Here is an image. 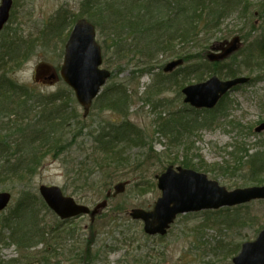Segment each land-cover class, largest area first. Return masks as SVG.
Returning a JSON list of instances; mask_svg holds the SVG:
<instances>
[{
	"label": "rangeland",
	"instance_id": "obj_1",
	"mask_svg": "<svg viewBox=\"0 0 264 264\" xmlns=\"http://www.w3.org/2000/svg\"><path fill=\"white\" fill-rule=\"evenodd\" d=\"M228 1L230 0H224V5L220 6L224 11L223 17L220 20L216 17L213 19L214 22L219 21L218 26H211L207 34L203 33L196 40L188 39L190 41L187 43L183 39L174 41L165 38L168 35H161V50L165 51V46L167 50L174 48L177 55H174L173 51H156L153 59L149 60L142 52L155 47L158 42L155 34L151 36L150 42L145 41L139 39L136 30L127 25L125 27L130 28L128 32L131 35L121 45L110 40V29L105 30L103 38L97 34V42L103 54V67L115 77L113 82L120 84L131 80L128 87L131 96L130 111L126 115L104 108L103 99L95 101L88 117L84 118L83 107L78 104L74 92L62 80L48 87L35 84L33 76L39 65L51 66L56 71L61 68L64 53L60 55V52L62 48L64 52L65 46L62 44L66 32L71 29H65L63 35L54 38L52 44L36 42L35 50L29 54L30 59L27 63L20 70L8 73L11 80L20 86L32 87L41 92L36 96L43 94L44 98L54 97L59 91H72L71 106L80 121L78 127L91 126L78 135L75 141L69 142L72 146L65 154L56 158L47 152L43 154L46 157L32 181L33 193L36 196L40 197V186H56L66 188L69 196L75 192L72 197L78 203L95 207L105 201L104 197L109 191L111 195L116 193L114 186L119 183L117 179L130 183L123 194H115V197L108 201V209L104 211L101 209L100 216L95 221L86 215L66 223L64 230L71 235L65 233L68 240L64 248L62 246L61 250L58 248V251L53 252L52 248L46 250L40 246L28 252L29 258L35 261L36 257H46L49 258L50 264H233L232 258L237 256L240 245L254 240L257 229L264 225V203H254L246 209L242 208L240 215L251 219V222L242 225L239 222L235 225L236 215L225 217V214H218L223 213L222 210L215 214L182 216L164 239L148 237L143 232V224L133 221L129 215L134 209L150 210L160 198L157 177L165 174L169 166L184 168L181 165L184 161L187 162V170L206 174L228 190L264 185V182L262 184L249 182L250 173L254 169L251 167L243 169L242 161H238L242 158L240 154L242 151H237L242 149L240 143H244L251 155L264 152V128L260 134L253 129L264 124V52H256L257 45H260L258 42L262 41L264 36V0H238L236 9L232 10ZM80 10V0H15L8 26L12 21V13L15 12V23L11 27L20 29V35L28 42H35L41 38V33L56 24L55 15L57 16L59 12L67 13L70 23L69 18L78 14ZM173 13L174 11L166 9L165 13L156 16V20L161 21L159 18L165 17L162 20L166 21L168 18L166 14L170 16ZM117 32L120 37H125L120 31ZM236 39L242 40L241 50L231 57L228 56L226 61L216 68L213 66L214 75L207 76L205 80L217 76L222 81L240 77L251 81L231 92L225 104L218 106L215 124L195 131L197 115L184 103L182 93L186 87L198 83L194 79L197 73H192L190 68L200 66L202 59L207 58L208 51L205 50L207 44L212 46L225 41L232 43ZM165 41L167 43H164ZM178 55H183L181 57L187 55L191 59L187 61L185 59L186 63L170 74L164 73L163 69L175 61ZM160 75L165 77V80L162 85L157 86L156 82ZM107 87L105 86L103 91ZM32 104L30 103V109ZM35 107L36 104L33 108ZM182 112H187L191 118L189 120L193 123L187 132L177 131L175 135L173 134L170 141L160 126L164 121L167 124L169 122L175 124L176 117ZM171 114H175V118H172ZM7 121L2 123L5 124ZM127 122L133 125L136 133L131 138L124 139L125 147L118 149L116 155L112 153L102 155L100 151L103 146L99 143V130L107 125L117 127L120 123ZM73 123L78 124L75 121ZM197 124L200 126V123ZM6 128L8 127L5 125L1 129ZM138 130L140 134L137 133ZM73 136L72 131L69 141ZM149 148L152 150H148ZM116 161H125V164L129 162V165L123 170L124 174L120 173L114 177L115 183L112 181L111 190L97 185L99 188L97 194H91L90 187L86 188L81 184V178L85 174L96 172V164H101L98 172L101 177L104 176L103 180H107L114 171L110 168L108 171L104 165L114 164ZM258 177L264 181V172ZM139 184L146 188V193L135 192L139 191L137 189ZM20 189L17 181L9 180L5 187L0 184V193L13 194L14 205ZM47 213L43 210L42 215L46 217L45 221L48 223L51 222L52 216L48 217ZM232 214L234 213L227 216ZM92 236L95 237L92 250H101V259L80 263L76 254L83 250L86 238ZM74 247L78 251L72 252ZM0 255L4 257L3 260L10 261L17 260L20 256L14 247L1 246Z\"/></svg>",
	"mask_w": 264,
	"mask_h": 264
},
{
	"label": "trees",
	"instance_id": "obj_2",
	"mask_svg": "<svg viewBox=\"0 0 264 264\" xmlns=\"http://www.w3.org/2000/svg\"><path fill=\"white\" fill-rule=\"evenodd\" d=\"M223 1L224 0H221V3L216 6L212 3V0H81L80 9L82 15L80 17H87L90 19L96 26L97 34L102 38L105 37V30L110 29V40L113 41L114 44L118 43V45L126 42L131 35L128 32L130 28L125 27V25L131 27L132 30H136L135 33L138 38L145 41L150 42V39H152L151 36L155 34L156 40L158 41L155 47L149 48L147 52L145 50L142 52L144 57L152 60L157 52L173 51L174 55L178 54L174 48L167 50L166 46L165 51L161 50V35L171 36L172 38L168 36L165 37L169 40L175 41L176 39H183L188 43L192 39L196 40L203 33L207 34L211 26H218L219 21L214 22L213 19L216 17L217 20H220L223 17L224 11L220 9V6L222 4L224 5ZM166 9L170 12L172 10L174 13L170 14V16L166 14L168 17L166 21L162 20L165 19V17H162V19L159 18L161 21L156 20V16L165 13ZM15 15V12L12 13L10 25L6 26L3 33L0 35V127L2 128L5 125L8 127L6 129L0 128V184L5 187L7 182L12 180L17 181L19 185L22 186L16 205L8 209L3 220L0 218V246H13L20 256L19 259L12 261L0 258V264H50L49 258L36 257L35 261H33V258H29L30 254H28L30 250L42 246L41 244H47V240L60 250L62 246L64 248V245H62L63 243L61 244V239L52 236L45 223L40 219L41 210L48 211V208L43 200L33 193L32 178L38 170L41 169L42 161L46 157L43 154L47 152L48 155L52 154L54 158L65 154L69 149L68 143L75 141L78 135L82 134L85 129H90L91 126L86 127L81 125L78 127L80 121L71 106L73 103L71 96V94H73L72 91H59L54 97L46 96L40 99L38 96H35L38 92L34 88L20 86L19 83L11 80L12 78L6 73L7 66H23L27 63L30 59L29 54L35 50L36 42L41 41L42 44L48 45L46 40L49 38H60L64 31L73 27L75 19L70 17L69 19L71 22L69 23L68 14L61 11L57 16L55 15L57 22L51 29L41 33V38L39 40L28 42L24 36L22 37L20 35V29L18 30L11 27L15 23ZM211 22H214V24L209 26ZM61 23L63 26H61ZM176 26L180 28L175 29ZM117 31H120L125 37H120ZM175 31H177V33ZM68 32H66L62 45L66 43L68 39L67 36H69L71 30ZM136 35L134 34L133 38H135ZM263 42L264 36L262 41L258 42V44ZM164 43H167V41ZM258 46L259 45H257V48ZM249 48L251 49L252 47L249 45ZM62 52L63 48L60 55H62ZM179 56L183 55H178V57ZM185 56L184 58L186 61L191 59L188 58L187 55ZM204 60L205 63H201V67L190 68V71H193L192 73H197L194 78L196 82H202L207 76L214 75L213 66L216 68L217 65H220V63L211 64L207 62V58ZM114 78L115 77L112 79ZM164 80L165 77L163 76L162 78H158L156 85H162ZM113 83L114 82L101 93L102 100L108 99L107 102H103V107L113 112L126 115L129 111L128 108L131 96L121 97L122 93H125L126 90L122 88L119 89L117 85ZM119 85H124V83H120ZM13 96L17 98H13ZM43 99L45 102H43ZM30 103H33L32 109L34 104L39 105L35 108L36 112L32 114L30 112L31 110H28ZM223 103L225 104L224 99L219 107L222 106ZM24 110H28L30 114H23ZM192 112L197 115V120H195L197 128L194 129L195 131L207 125L211 126L217 122V117H215L216 109L214 111L203 112L192 110ZM184 120V123H180V120H176L175 124L171 122L167 124V122L164 121L160 129L164 131L163 134L171 141V136L173 134L175 135L177 131L187 132L190 125L193 123V121L188 118H184ZM3 121L7 122L3 124ZM73 121L78 124L73 123ZM197 123H200V126ZM116 128L118 129L113 131L104 126L99 130V143L103 146L100 151L102 155L110 153L116 155L118 149L121 150L123 149L122 147H125L124 139L131 138V136L136 133L133 125L128 122L124 124L121 123ZM47 130L49 131L48 133H46ZM72 131L74 132V136L69 141ZM137 133L140 134L139 130ZM69 144L72 145L71 143ZM240 144L242 145V149L240 150L242 151V153H240L242 154V158L238 161H242L244 157H247L250 164L256 163L259 166L258 169H254V171L250 173L251 177L249 182L253 184H262L264 181L260 180L258 175L264 172V152L251 155L250 150H248L249 148L247 149L244 143ZM186 163L187 162L184 161L181 165L184 168H188ZM124 164L125 161H116L114 164L104 165L105 168H108V171L109 168L114 171V174L110 175L107 180H103L104 176L102 175L101 177L98 172V167L101 166V164H96V172L92 171L85 174L84 177L81 178V184L84 187L86 186V188L89 186V193L91 194H97V189H99L97 185H101L105 189L110 188L109 190H111L112 187L110 186L112 181L115 183L114 177L119 176L120 173L124 174L123 170L127 169L129 162ZM121 167H124V169H121ZM117 180L118 182H122L119 179ZM63 189L67 191L66 188ZM137 189L139 190L135 191L137 193L140 192L144 194L147 192V190H145L146 188L142 187L141 184L137 185ZM71 195L74 196L75 192L71 193ZM104 198L108 199L109 197H107L106 194ZM242 208L246 209L247 207H241V209ZM234 209H230L229 211H233ZM224 211L225 210L220 214H224ZM43 219L45 220L44 217ZM238 222L242 225L251 222V219L236 214L235 225ZM262 227H260L259 230L257 229L256 234L259 233ZM93 230L91 231L92 234L95 231ZM65 233L68 234L67 231H65ZM68 235H64L63 239L67 241ZM94 240V236L89 239L86 238L83 244L84 251L81 250L80 254H76V258L80 259V263L86 261L95 262L101 259V250H92L94 247ZM42 247L46 250L47 248H51L48 244ZM73 251L76 252L78 249L74 247L72 252Z\"/></svg>",
	"mask_w": 264,
	"mask_h": 264
},
{
	"label": "water",
	"instance_id": "obj_3",
	"mask_svg": "<svg viewBox=\"0 0 264 264\" xmlns=\"http://www.w3.org/2000/svg\"><path fill=\"white\" fill-rule=\"evenodd\" d=\"M13 0H1L0 32L10 19ZM96 28L86 20H80L74 26L66 43L64 62L60 70L63 81L76 93L78 101L83 106L85 118L89 115L91 105L100 93L110 72L102 69V50L96 39ZM239 39L230 43L224 54L210 57L212 62L223 60L235 52L239 46ZM181 62L169 64L165 71L172 72ZM45 70V71H44ZM47 70V71H46ZM53 68H41L37 74L56 78ZM52 73V74H51ZM52 75L54 77H52ZM245 79L220 81L212 78L206 83L188 87L183 90L185 103H190L197 109H212L229 89L246 83ZM264 128V125L262 129ZM159 188L163 191V198L156 204L153 212L134 210L131 214L135 220L145 223V230L149 234H164L165 230L181 213L199 211L201 209H221L245 204L253 200H264V187H253L228 191L218 182L210 181L205 174H198L190 170L179 168L168 172L159 178ZM125 185L116 187V194L123 193ZM40 194L45 202L62 219H69L79 215L89 214L90 210L78 205L71 197L66 198L59 187H40ZM11 202L9 193H0V211L7 208ZM107 206L106 202L98 205L93 215ZM235 264H264V231L258 240L243 247L241 255L234 259Z\"/></svg>",
	"mask_w": 264,
	"mask_h": 264
},
{
	"label": "bare ground",
	"instance_id": "obj_4",
	"mask_svg": "<svg viewBox=\"0 0 264 264\" xmlns=\"http://www.w3.org/2000/svg\"><path fill=\"white\" fill-rule=\"evenodd\" d=\"M54 1H59V0H54ZM81 1V0H80ZM229 2V5H230V10H232V9H236V4H238V0H230V1H228ZM14 3L15 2H13V4H12V8H11V10L13 9V6H14ZM212 3H214L216 6L217 5H219L220 3H221V0H212ZM82 15V11L80 10V12H78V14H74L72 17H73V19H75V22L76 23H78L80 20H86L89 24H92L94 27H96L92 22H91V20L90 19H88L87 17H80ZM61 26H63V24L61 23ZM175 26V25H174ZM178 28H180L179 26H176L175 27V29H178ZM176 33H177V31H175ZM169 38H172L171 36H168ZM53 41H54V38L53 39H48V40H46V43L47 44H52L53 43ZM225 48H226V46H221V43H217V44H212V46H211V44L210 45H208L207 44V46H206V49L205 50H207L208 51V53H207V62H209V63H211V64H221L223 61H221V60H216V61H214V62H212L213 60H211V56H212V54H214V55H221V54H224V52H225ZM241 50V48H238L235 52H233L231 55L233 56L234 54H236V53H238L239 51ZM256 52H264V42L263 43H261L259 46H258V48L256 49ZM63 53L64 52H62V55H63ZM212 53V54H211ZM175 62H181V64L180 65H178V66H176L175 67V69L176 68H178V67H181L184 63H186V61H185V58L184 57H181V56H179V57H177V59L175 60V61H173V62H171L170 64H172V63H175ZM205 63V60L204 59H202V64H204ZM168 66V65H167ZM166 66V67H167ZM23 66H7V69H6V73L8 74V73H13V72H16V71H18V70H20L21 68H22ZM198 67H201V66H195V68H198ZM166 69V68H165ZM165 69H163V71H164V73H167V74H170L171 72H166L165 71ZM11 76V75H10ZM112 77V73H110V77L106 80V82H105V86H109V85H111L112 84V82H113V77ZM159 78H162V75H160L159 76ZM33 79H34V81H35V84H37V85H41L42 84V80H43V77H42V75H40V74H34V76H33ZM231 79V78H230ZM236 79H245V80H247V84H249L250 83V79H248V78H243V77H240V78H235V79H232V80H236ZM109 82H110V84H109ZM130 83H131V80H128L127 81V83H125L124 82V85H119L118 83H116V82H114L113 84H116L117 85V87L119 88V89H124V90H126V92L125 93H122V95H121V97H127V96H129V90H128V87H130ZM109 84V85H108ZM45 86H51V83H48V84H46ZM36 90V89H35ZM37 91V90H36ZM233 91H235V89H234V87H232L231 89H229L228 91H227V95H229L231 92H233ZM38 93H41V92H39V91H37ZM73 92H74V90H73ZM74 94H75V98H76V100H77V102H78V104H80V102L78 101V98H77V96H76V93L74 92ZM36 96V95H35ZM45 95H43V94H41L40 96H38L40 99L41 98H43ZM15 96H13V98H14ZM15 98H17V97H15ZM44 100V99H43ZM99 100H102V97H101V94L100 93H97L96 94V99H95V101H97V102H99ZM40 101H42V100H40ZM94 101V102H95ZM108 101V99H105L104 100V102H107ZM43 102H45V100L43 101ZM39 105H37V107H38ZM80 106H82L81 104H80ZM37 107H35V108H37ZM83 107V106H82ZM94 107V104H92L91 105V108H93ZM35 108H33V109H28V110H31L30 112H31V114L32 113H34V112H36V109ZM91 108H90V110H91ZM35 109V110H34ZM28 110H24V112H23V114H25V115H28V114H30V113H28ZM128 110H129V108H128ZM130 111V110H129ZM128 111V112H129ZM113 112V111H112ZM90 113V112H89ZM115 113H118V114H120V115H122V113H119V112H115ZM187 112H182L179 116H177L176 117V120L177 121H179L180 120V123H184L185 122V120H184V118H188V119H191L190 118V116H188L187 114H186ZM32 116V115H31ZM175 114H171V117L172 118H175ZM84 118H85V116H83ZM88 117V116H87ZM86 117V118H87ZM121 124V123H120ZM119 124V125H120ZM263 125L264 124H260L259 126H257L256 128H253L254 129V131L257 133V134H260V133H262L261 132V129H262V127H263ZM106 127V126H105ZM107 128L108 129H111V130H113V131H116L118 128H116V126H114V125H107ZM49 131L47 130L46 131V133H48ZM68 147H69V149H68V151L71 149V146L72 145H70L69 143H68ZM260 146H262V144L260 145ZM148 150H151V148H149ZM237 151H240V150H237ZM241 159V158H240ZM239 159V160H240ZM242 167H243V169H245V168H248V167H251V168H253V169H258V164H256V163H252V164H250L249 162H248V158L247 157H244V159L242 160ZM169 168H172L174 171H176L177 172V170L179 169L178 167H174V166H169L167 169H166V173L168 172V170H169ZM193 171V170H192ZM193 172H195V173H198V172H196L195 170L193 171ZM206 175V174H205ZM207 177H208V175H206ZM33 179H34V177L32 178V181H33ZM159 184H160V182H158L157 181V187H158V189L160 190V198L162 199L163 198V191L159 188ZM20 186H22V185H20ZM43 186H45V185H43ZM40 187H42V186H40ZM45 187H47V186H45ZM54 187V186H53ZM253 187H257V186H249V188H253ZM60 189V191L62 192V194L66 197V198H68L69 197V195H67V191H65L64 189H62V188H59ZM40 190V189H39ZM6 193V192H5ZM8 193V192H7ZM10 194V193H9ZM19 194V193H18ZM11 195V199L13 200V194H10ZM39 195H40V198L43 200V202L45 203V205L47 206V208H48V213H47V211H46V213L48 214V217L51 215L52 216V220H51V222H46L45 220H46V217H44L43 215H42V213L40 214V219L45 223V225L47 226V229L49 230V233L50 234H52V236H54V237H57V238H59V239H61V244L62 245H64V246H66L67 245V241L65 240V239H63V237H64V235H65V230H64V224H63V220H62V217L59 215V213L58 212H56V211H54L52 208H50V206L45 202V199L42 197V195L40 194V192H39ZM19 197V196H18ZM255 201L256 200H253V201H251V202H248V203H245V204H248V206H250V205H252V204H254L255 203ZM10 204H11V202H10ZM10 204H9V206H10ZM13 204V203H12ZM11 204V207L13 208L15 205L13 204L12 205ZM8 206V207H9ZM245 206V205H244ZM7 207V208H8ZM235 207H227V209L224 211V214H225V217H232V216H235L236 214H240V211H241V206L239 205L238 207H236L237 209H234ZM154 209H155V207L153 206L150 210L153 212L154 211ZM230 209H234L233 211H229ZM42 212H43V209L41 210ZM219 210H216V209H201V210H199V211H192V215H193V213H195V214H200V213H208V214H215V213H217ZM223 211V210H222ZM221 212H219L218 214H220ZM229 213H234V214H232L231 216H227V214H229ZM7 214V209L5 208V209H3V210H1L0 211V218H2L1 220H3V218H4V216ZM45 218V220L43 219V217ZM224 216H222V218H223ZM0 220V221H1ZM13 227V226H12ZM18 233V232H17ZM16 233V234H17ZM168 234V233H167ZM47 244L53 249V252L54 251H58L59 249H58V247H56L55 245H53L49 240H47ZM47 244H41L42 246H46ZM38 245H40V244H38ZM44 255H46L45 253H43ZM0 258H4V257H2L1 255H0ZM43 258H46V257H43Z\"/></svg>",
	"mask_w": 264,
	"mask_h": 264
},
{
	"label": "flooded vegetation",
	"instance_id": "obj_5",
	"mask_svg": "<svg viewBox=\"0 0 264 264\" xmlns=\"http://www.w3.org/2000/svg\"><path fill=\"white\" fill-rule=\"evenodd\" d=\"M53 74L56 76L55 79L54 78H51V76L47 75V73H46V76L43 77V82L44 83H51L52 84V83H56V82H58V81L61 80L60 77H59V75L55 71H54ZM52 77H54V76L52 75Z\"/></svg>",
	"mask_w": 264,
	"mask_h": 264
}]
</instances>
